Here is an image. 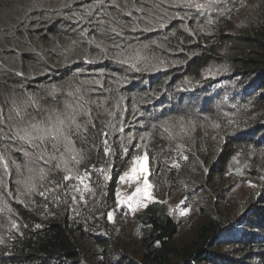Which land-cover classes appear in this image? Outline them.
Instances as JSON below:
<instances>
[{
	"label": "trees",
	"instance_id": "1",
	"mask_svg": "<svg viewBox=\"0 0 264 264\" xmlns=\"http://www.w3.org/2000/svg\"><path fill=\"white\" fill-rule=\"evenodd\" d=\"M0 11V264H264V0ZM66 104L91 120L80 162L50 146L47 164L26 157L36 149L16 133ZM144 155L156 192L188 204L183 219L169 198L135 214L119 202Z\"/></svg>",
	"mask_w": 264,
	"mask_h": 264
},
{
	"label": "snow or ice",
	"instance_id": "2",
	"mask_svg": "<svg viewBox=\"0 0 264 264\" xmlns=\"http://www.w3.org/2000/svg\"><path fill=\"white\" fill-rule=\"evenodd\" d=\"M80 116L81 113L73 108L72 105L66 104L65 110H53L45 119L30 123L28 128L21 130L23 132L22 135L16 133L18 139L36 149L33 153L25 151L24 155L26 157L35 156L39 160H44L47 164L49 163V160L45 159V154L49 152L50 146L53 153L60 154L61 159H63L65 155H68L72 161L78 164L82 157L78 152H76L75 143L77 140H82L83 134L87 130V125L91 123V120H88L84 125H82L78 119ZM33 120H35V118H33ZM104 143L107 144V141ZM73 153L76 154L72 155ZM105 153H108L107 147H105ZM50 159L55 160L57 157L56 155H51ZM147 160V155H144L143 157H135L130 170L125 172L121 177V181L128 182L138 181L141 177H143V187L138 186L131 196L121 199L119 201L121 204L135 202L139 205L141 201L136 199V197L139 196H143L148 199L152 198L149 191L151 185L148 183ZM0 161H3V166L5 170H7L8 163L4 161L2 156H0ZM64 162L65 165H67L68 161L65 160ZM56 167H60V165L57 164ZM65 170L69 173L72 172L71 168L66 167ZM44 177L45 173L43 169H41V179H44ZM73 178L74 177L72 175H65L64 177L65 180H71ZM75 178L80 179L81 183H84V180L87 178V173L83 177L77 173ZM84 187L87 188V184H85ZM41 195H44V193H41ZM117 195L120 196L121 193H117ZM131 206L132 204L129 203V207Z\"/></svg>",
	"mask_w": 264,
	"mask_h": 264
},
{
	"label": "rangeland",
	"instance_id": "3",
	"mask_svg": "<svg viewBox=\"0 0 264 264\" xmlns=\"http://www.w3.org/2000/svg\"><path fill=\"white\" fill-rule=\"evenodd\" d=\"M12 11V10H10ZM3 12L0 11V14H2ZM74 43H71L70 47H73ZM62 105L57 106V108H53V107H49L47 108V112L50 113L53 110H59V111H63L61 108ZM48 113L45 114L44 119L49 115ZM38 121L37 119H35L33 122ZM32 170V169H31ZM130 170V168L126 171L128 172ZM124 175V174H123ZM122 175V176H123ZM121 176V177H122ZM121 177L117 182V186H119L118 191L119 193H121L120 195V200L121 199H125L128 196H131L133 192H135L136 188L139 187H143V177H141L138 181H134V182H128V181H121ZM148 183L151 185V188L149 189L150 193H151V199H148L146 197L143 196H139L136 197L137 200H140L141 203L139 205H137L135 202H128V203H123L121 204L122 206H124L125 208L129 207V203L132 204L131 208V212L132 214H135L138 210L142 211L149 203L153 202L156 199H159L161 197L162 200H167L168 198L172 200V209L174 211V213L178 216L179 215V219H183L188 211H189V207L188 204L184 201L183 197L180 195L179 191H176L175 193H173V195H166L165 193V188L163 187V189L159 192H156L157 189H159L158 187H156L154 184H152V182H150L148 180ZM146 205V206H143ZM198 219V216L194 217L193 215H191L187 220H185V223H189V222H194L195 220ZM131 232L134 230V226H132L130 228Z\"/></svg>",
	"mask_w": 264,
	"mask_h": 264
}]
</instances>
